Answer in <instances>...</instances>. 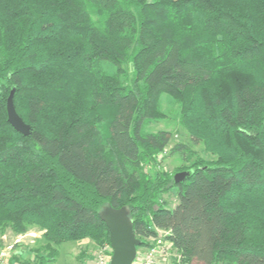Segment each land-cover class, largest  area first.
Wrapping results in <instances>:
<instances>
[{
    "label": "trees",
    "instance_id": "obj_1",
    "mask_svg": "<svg viewBox=\"0 0 264 264\" xmlns=\"http://www.w3.org/2000/svg\"><path fill=\"white\" fill-rule=\"evenodd\" d=\"M164 94L215 157L179 183L157 168L170 132L145 131ZM106 206L139 239L166 230L183 264H264V0H0V233L42 230L26 264H49L109 243Z\"/></svg>",
    "mask_w": 264,
    "mask_h": 264
},
{
    "label": "rangeland",
    "instance_id": "obj_2",
    "mask_svg": "<svg viewBox=\"0 0 264 264\" xmlns=\"http://www.w3.org/2000/svg\"><path fill=\"white\" fill-rule=\"evenodd\" d=\"M104 66L107 72L113 71L109 64ZM179 108V104L174 102L169 96L165 94L161 95L159 110L164 116L160 119L149 121L145 127V131L147 132H155L158 130L170 132L171 138L168 147L164 153L157 156L159 160V166L157 168L172 175V177L175 173L183 171V167L188 166L196 158L200 157L204 160H213L215 158L210 154H206L201 144L193 145L190 142L189 135L180 122ZM176 143L187 144L191 153H185L184 156H180L177 153L168 154L170 148ZM162 201L167 208H173L177 203L175 188L162 195ZM42 232V230L34 227L27 229L23 233H14L10 228H6L3 233H0V251L6 252L7 259L15 258V254L18 252L25 259L27 258L29 260L30 255H34V249L41 248L44 244ZM165 234V230L158 229L156 236L162 238ZM138 240L140 241V245L136 247V250L142 251L152 245L149 238H138ZM106 245H108V242L96 244L91 238H86L81 241L64 242L56 247L58 250L57 257L54 262L49 264H95L97 262H95L96 257H100L99 253H101ZM40 251L45 253L43 250ZM101 255L104 256V254ZM191 264L197 263L193 262Z\"/></svg>",
    "mask_w": 264,
    "mask_h": 264
},
{
    "label": "water",
    "instance_id": "obj_3",
    "mask_svg": "<svg viewBox=\"0 0 264 264\" xmlns=\"http://www.w3.org/2000/svg\"><path fill=\"white\" fill-rule=\"evenodd\" d=\"M13 97L14 90H11L6 101L7 122L17 132L28 136L30 134V126L17 114ZM187 175L188 173L185 171L175 173L173 176L174 183L183 181ZM99 217L108 230L109 244L112 248L109 264H131L140 241L134 234L126 208L116 209L106 206Z\"/></svg>",
    "mask_w": 264,
    "mask_h": 264
},
{
    "label": "built area",
    "instance_id": "obj_4",
    "mask_svg": "<svg viewBox=\"0 0 264 264\" xmlns=\"http://www.w3.org/2000/svg\"><path fill=\"white\" fill-rule=\"evenodd\" d=\"M157 230L155 236L149 238L152 245L142 251L137 249L131 264H183L179 253L168 239V232L165 230L166 234L161 238L156 236ZM111 253L112 248L108 243L99 253L100 257H96L95 262H97L95 264H109ZM101 254H104V256ZM14 257L13 259H7L6 252L0 251V264H26L27 261L35 260L33 254L30 255L29 260L18 252Z\"/></svg>",
    "mask_w": 264,
    "mask_h": 264
}]
</instances>
